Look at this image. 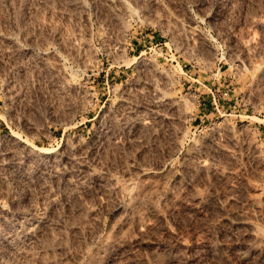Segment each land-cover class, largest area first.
<instances>
[{"label":"rangeland","instance_id":"374dc122","mask_svg":"<svg viewBox=\"0 0 264 264\" xmlns=\"http://www.w3.org/2000/svg\"><path fill=\"white\" fill-rule=\"evenodd\" d=\"M123 1L0 0V264H264V0Z\"/></svg>","mask_w":264,"mask_h":264},{"label":"bare ground","instance_id":"6f19581e","mask_svg":"<svg viewBox=\"0 0 264 264\" xmlns=\"http://www.w3.org/2000/svg\"><path fill=\"white\" fill-rule=\"evenodd\" d=\"M121 3L124 4V6H125V2L123 0H121ZM193 27H194V30L198 32L197 27L196 26H193ZM261 64H262L261 74L264 75V61ZM154 101L156 103H158V104L166 103V104H169L170 106H174V105L179 104V102L181 101V99L180 98H177V97H174V96H167L164 92H160V94H158L157 96H155ZM10 136H11V138L13 140L16 141L15 142L16 143L15 144L16 145L15 146V148H16L15 152H21V153H23L25 155H28V152L31 151V148H34V149L38 150L39 155H41L44 158H46V162L48 163V166L45 167V168L48 169L53 175H58V178L61 179V181H64L65 182V180H68L67 177H66V172L65 171H62L60 169L61 168L60 167L61 164L67 158H70L69 156L71 155V154L70 155H67L65 149H61L60 151L54 152L53 150H50L47 147H44V146H36L35 145V141L31 142V144H29L27 142H24L23 140H21V139L18 138V136L16 135L15 132H11L10 133ZM67 194H68V191H64L63 192V195L65 197L67 196ZM60 195L63 196L62 194H60ZM56 199H57L56 196H53L50 199L51 206H54L56 204ZM8 217L9 218L11 217L10 214H9V212H8V210L5 207H3L2 205H0V220L1 221L2 220H6V218H8ZM44 218H45V216H39V217H36V218L32 217V219H36L37 220V223H40V227L42 226L45 229H47L48 227L53 228L54 225L51 222H48V221L44 220ZM25 219H26V217H25ZM40 229L39 228H37V229L29 228V229L25 230L23 232V234H24V236H28L29 238H35L36 236L40 235ZM253 229H255V228H253ZM41 234H42V231H41Z\"/></svg>","mask_w":264,"mask_h":264}]
</instances>
